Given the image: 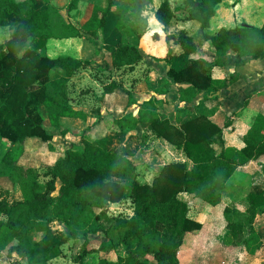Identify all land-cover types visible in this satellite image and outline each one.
<instances>
[{
    "label": "trees",
    "instance_id": "1",
    "mask_svg": "<svg viewBox=\"0 0 264 264\" xmlns=\"http://www.w3.org/2000/svg\"><path fill=\"white\" fill-rule=\"evenodd\" d=\"M133 1L143 9L151 0ZM220 2L186 0L187 19L198 21L204 31L210 26ZM77 4L78 0H72L69 9L73 10ZM42 5L44 7H39ZM0 7L20 18L12 37L0 46V132L11 131L9 138L15 143L1 160L0 175L5 173L6 179L21 189L18 200L0 199V251L9 248L22 255L28 264H48L50 259L59 256L57 245L46 238L33 241L32 230L43 232L47 229V221L53 219L68 225L77 237L102 233L105 228L102 221L109 214L110 204L123 203L130 197L133 214L115 219V229L121 232L119 242L126 246L125 254L118 249L116 258H110L109 254L116 247L110 246L109 241L97 249L84 251L83 257L98 252L97 264H153L147 258L152 254L160 263L182 264L181 251L187 240L193 237L195 241L191 243L196 242L205 228L204 223L189 216V205L179 198L183 192L194 194L213 209L223 207L220 209L229 232L228 245H245L251 254L262 247L263 239L255 222L259 208L264 205V189L255 187L248 194L249 206L245 211L226 205L221 191L222 185L240 168L253 161L264 162L262 114L244 136L242 148L226 147L216 154L212 145L222 136V128L205 115L176 126L152 109L156 103L152 99L142 105L138 117L132 114L111 117L104 123L90 125L83 134L82 147L69 148L52 165L38 168L23 163L24 146L30 141L37 140L47 144L50 150L54 149V134L44 126L39 105L46 108L51 126L61 135L68 133L61 124L62 118L86 119L83 112L70 105V86L73 78L91 63L69 56L49 58L44 53L47 39L69 35L99 37L108 9L93 4L80 26L67 22L58 14V23L61 22L64 33L57 34L52 27L50 0H0ZM156 16L162 24L170 23L174 11L168 0ZM177 41L188 56V65L179 71L171 69L169 74L179 84L182 101L190 102L210 90L223 91L236 82L235 76L212 77L211 61L205 56H195L199 46L195 37L181 32ZM203 41L211 44L218 56L217 63L230 50L253 59L264 58V26L223 28L216 35L204 33ZM142 60L137 45H122L112 54V65L118 69H133ZM167 60L171 61V57ZM101 83L103 103L109 104V98L117 92L127 96L128 106L136 102L133 93L116 80H101ZM145 122L152 124L158 137L183 150L194 166L189 169L186 162L169 163L162 167L152 184L134 183L130 187L128 183L136 164L121 151L110 148L108 132L111 129L132 130ZM42 176L45 182L41 181ZM6 184L5 180L0 187L5 190ZM2 216L8 219L3 220ZM195 245L190 246L193 260L200 256L196 254Z\"/></svg>",
    "mask_w": 264,
    "mask_h": 264
},
{
    "label": "crops",
    "instance_id": "2",
    "mask_svg": "<svg viewBox=\"0 0 264 264\" xmlns=\"http://www.w3.org/2000/svg\"><path fill=\"white\" fill-rule=\"evenodd\" d=\"M168 1L174 11V17L168 25L162 24L156 16L165 0H151L143 9H139L133 0H78L76 8L66 11L71 13L70 20L59 11L67 22L80 26L83 22L81 18L84 5L86 7L92 2L108 9L106 24L100 31L99 37L90 35L51 37L47 39L44 48L45 55L52 59L69 56L91 63L71 82V85L77 84L78 88H84L83 82L90 78L86 90L74 91L70 100V105L83 112L86 119L71 117L61 119V124L68 129V134L75 131L85 132L90 125L101 121L104 123L111 117L130 114L138 117L142 105L154 99L156 108L152 109L161 118L168 119L176 126L205 115L222 128V136L212 145L216 154L226 147L244 146V136L251 129L258 115H264V58L253 59L251 56L230 50L220 57L217 63L218 56L211 44L203 41V34L216 35L223 28L237 26L263 27L264 0H221L216 6V13L211 19L210 26L204 31L201 30L198 21L187 19V11L184 8L186 0ZM181 32L195 37L199 43L195 56H205L211 61L209 68L213 78L235 76L236 82L223 91L210 90L190 102L182 101L178 93L179 84L169 74L171 69L179 71L188 65V56L177 41V36ZM169 36L174 38L168 39ZM122 45H137L142 52V62L133 69H118L112 65V54ZM168 56L171 57V61L167 60ZM90 69L98 70L99 77L102 75L106 77L99 80L92 79ZM101 80H116L133 93L136 102L128 106L127 96L123 92H117L114 97L109 98L111 106L103 103L100 100L103 92ZM108 144L111 149L121 151L135 162L136 169L128 183L130 187L134 183L152 184L162 167L169 163L186 162L189 169L194 166L193 161L183 150L158 137L150 122L140 123L132 130L111 129L108 132ZM254 163L264 164L258 161L251 162L240 168L231 180L222 185L221 191L226 205L238 207L240 203L243 204L244 199L246 200V197L238 200V196L235 195V191L243 188V181L244 184H253V190L257 187L256 177L262 175L264 178V174L253 167ZM179 198L189 205L190 210L191 205H200V203L203 204L205 212L212 210L211 205L205 201L199 202L197 199L200 198L194 194L183 192ZM126 201L130 202L134 210L132 199L128 197ZM132 214L133 212L127 216ZM189 216L195 219L191 211ZM199 222L203 223V221ZM47 233L48 231L40 232V239L46 238L51 241L49 236L45 237ZM119 252L124 255L125 249L122 247ZM116 255L111 256L110 253L109 257L115 259ZM152 262L163 264L155 258Z\"/></svg>",
    "mask_w": 264,
    "mask_h": 264
},
{
    "label": "rangeland",
    "instance_id": "3",
    "mask_svg": "<svg viewBox=\"0 0 264 264\" xmlns=\"http://www.w3.org/2000/svg\"><path fill=\"white\" fill-rule=\"evenodd\" d=\"M18 2L24 1V0H16ZM72 2V0H50V7L52 9L51 11V17H52V27L54 32L57 34H62L61 30V22L58 23L60 17H59V11L63 12L64 17L66 16L70 20L71 13H67L66 11L69 9V5ZM93 5L92 2L88 3V5L83 8V18H81L82 21H84L88 16V11ZM39 7H44L39 6ZM5 21V22H3ZM3 23V24H2ZM20 23V18L12 13L5 12L2 7H0V46L5 44L6 41H8L17 25ZM60 24V25H59ZM59 28V29H58ZM67 34V33H66ZM21 54V52H20ZM92 70V69H90ZM89 71V70H88ZM99 71L98 70H92L90 72L92 79H102L103 77H106L102 75V77H99ZM90 78L86 79L84 83V88H78L77 84L70 86V92L71 95L73 92H80L85 91L86 87H88V83H90ZM106 81V80H103ZM84 95V94H82ZM39 110L43 114L44 119V126L47 128V130L50 133H53L55 135V138H53V146L54 149L50 150L49 146L45 143L39 142L37 140L30 141L25 144L24 146V155L22 157V162L26 165H34L35 167L41 168L48 165H52L60 156H63L64 152L67 151L71 147H82V137L84 134V131H75L71 133H67V135H61L56 128L51 126L48 117H47V110L43 105L38 106ZM11 134V131L5 133L0 132V163L5 155L6 151L9 149H12L15 145V143L9 138ZM19 145V144H17ZM116 146V145H113ZM117 147V146H116ZM264 163V162H262ZM254 168H257L258 171H261L264 174V164H253ZM41 173H44L41 172ZM3 175H0V185H2L5 180L8 182L5 186H7V189L3 190L0 187V199H7L10 202H13L15 200H18L21 198V189L17 185H13V183L9 182L6 178L5 173H2ZM246 177V176H245ZM250 181H253L252 178L248 177ZM247 178H245L247 180ZM257 187H264V178L262 175H258L256 177ZM41 181L45 182L46 178L44 176L41 177ZM243 181V180H242ZM245 182H242V189H239L235 191V195L238 196V200L245 198L248 196L250 191L252 190L253 184H244ZM261 188V189H262ZM128 192H130V189H128ZM199 202L203 201L201 199H197ZM114 205V206H113ZM210 205V204H208ZM249 204L246 202V200H243V204L240 203L237 208H239L241 211H245ZM203 204L200 203V205H191V212L192 217H194V220L197 221H203L205 228L201 232V235L196 237V242L191 243L192 241H195L193 237L189 238L183 247L181 251V262L182 264H264V245L261 249H258L254 254L249 253L248 249L245 245L242 246H231L228 245V231L226 229V222L222 219V213L221 209H223L222 206L220 208L210 210L208 213L203 210ZM261 208V209H260ZM258 212V218L255 222V227L260 233L263 244H264V205L261 206ZM133 212L132 205L129 201H124L123 203L119 204H112L111 208H109V214L108 216L102 221V225L105 227L102 233L98 234H92L90 236H84L80 234L74 235L71 233V230L68 225L61 223L59 221H55L53 219H50L47 221V229L44 230L45 232L48 231V233L45 235V237H50L49 239L56 243L59 256L56 259H50L48 261V264H97L99 261L100 253L98 252H92L90 253L86 258L83 257L84 251H90L94 249V247L97 249L99 248L103 241L109 242V245H115V251L111 253V256H115L118 253V249L122 248L126 249V246L121 244L119 240H121V232L117 231L115 229V223H116V217L119 216H127L130 213ZM119 215V216H117ZM213 215V216H212ZM212 216L211 220L210 217ZM222 216V217H221ZM3 220H7L8 216H2ZM199 219V220H198ZM202 223V222H201ZM42 232V231H41ZM110 234V237H107V234ZM31 239L33 241H37L40 239L41 235L39 231H36V229L32 230ZM208 240V241H207ZM196 243V254L200 255L197 260H193V256L191 254L192 249L190 246L194 245ZM206 245L208 248H204ZM206 250L204 252L203 250ZM203 251V252H202ZM261 251V252H260ZM259 254L260 256L257 257L256 255ZM147 258L152 262L154 261L153 255H147ZM153 264H156L152 262ZM0 264H28L27 261L20 255L19 253H16L12 250L5 249L0 251Z\"/></svg>",
    "mask_w": 264,
    "mask_h": 264
}]
</instances>
